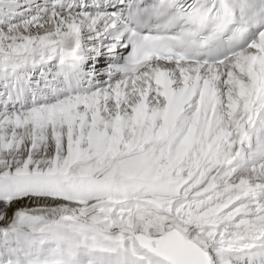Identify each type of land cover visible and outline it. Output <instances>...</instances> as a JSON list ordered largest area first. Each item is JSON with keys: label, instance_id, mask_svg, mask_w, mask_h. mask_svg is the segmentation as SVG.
<instances>
[{"label": "snow or ice", "instance_id": "obj_1", "mask_svg": "<svg viewBox=\"0 0 264 264\" xmlns=\"http://www.w3.org/2000/svg\"><path fill=\"white\" fill-rule=\"evenodd\" d=\"M0 264H264V0H0Z\"/></svg>", "mask_w": 264, "mask_h": 264}]
</instances>
